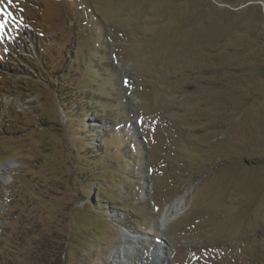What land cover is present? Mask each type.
<instances>
[{
  "label": "rangeland",
  "instance_id": "obj_1",
  "mask_svg": "<svg viewBox=\"0 0 264 264\" xmlns=\"http://www.w3.org/2000/svg\"><path fill=\"white\" fill-rule=\"evenodd\" d=\"M0 8V264H264V0Z\"/></svg>",
  "mask_w": 264,
  "mask_h": 264
},
{
  "label": "trees",
  "instance_id": "obj_2",
  "mask_svg": "<svg viewBox=\"0 0 264 264\" xmlns=\"http://www.w3.org/2000/svg\"><path fill=\"white\" fill-rule=\"evenodd\" d=\"M1 219H2V225H0V230H2V233L0 235V244L3 245L5 233L8 229L11 219H9L6 216ZM31 225L35 226V221H33ZM59 226L64 230L63 231L64 233L62 234L64 235V237L60 239V242L58 243L57 241L51 242L49 239H47V237L39 236V235L37 237H31L32 240L31 238L29 239V244H32L34 249L32 250L33 254L29 256V261L27 262V264H38L43 254L44 255L48 254L51 257H53V261H55V264H62V263L64 264V259H63V256L65 255L64 250L67 251L68 244L71 243V236L68 237V234L65 233L66 227L63 225V223L60 224ZM47 234H50V232H48ZM51 247L55 249L52 253L50 251ZM2 264H11V261H9V258L6 257V261H4Z\"/></svg>",
  "mask_w": 264,
  "mask_h": 264
},
{
  "label": "bare ground",
  "instance_id": "obj_3",
  "mask_svg": "<svg viewBox=\"0 0 264 264\" xmlns=\"http://www.w3.org/2000/svg\"><path fill=\"white\" fill-rule=\"evenodd\" d=\"M185 205V197H180L177 198L171 205H169L163 216L161 219V226L163 227H167L170 222L172 221V219H174L177 214L184 208ZM129 239L132 240V243L129 244L128 247H120L118 248L115 252H114V256H118V257H127L129 259H133L134 260V264H163L160 263L159 257H157L156 259L150 258L151 255H149L150 257H148V259L146 260V256H140L141 254H137L134 253L135 249H144L147 251H152L145 243H143L142 239L138 236L135 237H127ZM159 248H163L164 250H166V246H167V240L166 239H162L159 241ZM160 249V250H161ZM139 252V251H138ZM141 252V251H140ZM146 253V252H145ZM154 256V255H153ZM159 256V255H158ZM160 256H162L160 254Z\"/></svg>",
  "mask_w": 264,
  "mask_h": 264
},
{
  "label": "snow or ice",
  "instance_id": "obj_4",
  "mask_svg": "<svg viewBox=\"0 0 264 264\" xmlns=\"http://www.w3.org/2000/svg\"><path fill=\"white\" fill-rule=\"evenodd\" d=\"M8 3L11 4L12 0H8ZM0 12H3L2 8H0ZM10 16H11V13H6V18L3 20H0V40H2L4 38V35H5L4 29L8 24V18L7 17H10ZM125 84H128L127 80H125Z\"/></svg>",
  "mask_w": 264,
  "mask_h": 264
}]
</instances>
